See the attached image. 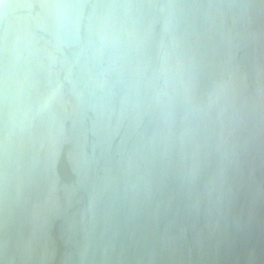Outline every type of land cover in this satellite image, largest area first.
Returning a JSON list of instances; mask_svg holds the SVG:
<instances>
[{"label": "water", "instance_id": "water-1", "mask_svg": "<svg viewBox=\"0 0 264 264\" xmlns=\"http://www.w3.org/2000/svg\"><path fill=\"white\" fill-rule=\"evenodd\" d=\"M0 264H264V0H0Z\"/></svg>", "mask_w": 264, "mask_h": 264}, {"label": "clouds", "instance_id": "clouds-1", "mask_svg": "<svg viewBox=\"0 0 264 264\" xmlns=\"http://www.w3.org/2000/svg\"><path fill=\"white\" fill-rule=\"evenodd\" d=\"M65 7L73 8L77 11V21L79 20H87L89 25L91 26L93 22L97 24V26L103 30V27L108 23L112 22L114 9H125L130 10L136 6L130 4H90L87 2L78 3L74 5H67ZM126 19L130 22H133L131 16L128 11L124 13Z\"/></svg>", "mask_w": 264, "mask_h": 264}]
</instances>
